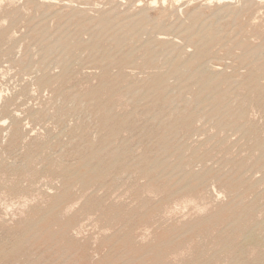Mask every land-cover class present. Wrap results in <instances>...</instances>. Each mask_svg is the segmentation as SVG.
<instances>
[{
	"label": "rangeland",
	"instance_id": "374dc122",
	"mask_svg": "<svg viewBox=\"0 0 264 264\" xmlns=\"http://www.w3.org/2000/svg\"><path fill=\"white\" fill-rule=\"evenodd\" d=\"M162 1L0 0V264H264V0Z\"/></svg>",
	"mask_w": 264,
	"mask_h": 264
},
{
	"label": "bare ground",
	"instance_id": "6f19581e",
	"mask_svg": "<svg viewBox=\"0 0 264 264\" xmlns=\"http://www.w3.org/2000/svg\"><path fill=\"white\" fill-rule=\"evenodd\" d=\"M50 1H53V0H50ZM164 1V0H163ZM162 1V2H163ZM166 1V0H165ZM192 1V0H191ZM190 1V2H191ZM208 1V0H207ZM221 1V0H220ZM95 2V1H94ZM111 2V1H110ZM123 2V1H122ZM129 2V1H128ZM149 2V1H148ZM203 2H204V0H203ZM206 2V1H205ZM209 2V1H208ZM165 3V2H164ZM188 3V2H187ZM237 3V2H236ZM124 4V3H123ZM153 4V3H152ZM162 4V3H161ZM203 4V3H202ZM201 4V5H202ZM150 5V4H149ZM163 5V4H162ZM36 6V5H35ZM35 6H34V8H35ZM152 6V5H151ZM179 6V5H178ZM184 6V5H183ZM224 6V5H223ZM222 6V7H223ZM39 7V6H38ZM134 7V6H133ZM182 7V6H181ZM198 7V6H197ZM33 8V9H34ZM155 8V7H154ZM169 8H170V6H169ZM179 8V7H178ZM112 9V8H111ZM132 9V8H131ZM194 9V8H193ZM220 9V8H219ZM218 9V10H219ZM240 9V8H239ZM58 10V9H57ZM175 10V9H174ZM131 11V10H130ZM231 11V10H230ZM260 11H261V9H260ZM235 12V11H234ZM61 13V12H60ZM116 13V12H115ZM73 14V13H72ZM236 14V13H235ZM256 15V14H255ZM140 16V15H139ZM147 16H149V15H147ZM187 17V16H186ZM207 18V17H206ZM254 18V17H253ZM183 19V18H182ZM186 20V19H185ZM203 21V20H202ZM216 21V20H215ZM134 22V21H133ZM171 22V21H170ZM180 22V21H179ZM70 23V22H69ZM163 23V22H162ZM181 23V22H180ZM185 23V22H184ZM199 24V23H198ZM177 26V25H176ZM184 28V27H183ZM232 28V27H231ZM143 29V28H142ZM146 29V28H145ZM177 29V28H176ZM197 29V28H196ZM220 29V28H219ZM89 30V29H88ZM184 30V29H183ZM146 31V30H145ZM155 32V31H154ZM173 32V31H172ZM171 33V32H170ZM226 34V33H225ZM145 35V34H144ZM152 35V34H151ZM162 35H163V33H162ZM119 36V35H118ZM164 36V35H163ZM166 36V35H165ZM159 37V36H158ZM171 37V36H170ZM214 37V35L213 34H211L210 36H209V39H212ZM52 38V37H51ZM204 38V37H203ZM208 38V37H207ZM264 38V37H263ZM58 39V38H57ZM204 40V39H203ZM241 40V39H240ZM185 41V40H184ZM194 41V40H193ZM52 42V41H51ZM50 42V43H51ZM122 42V41H121ZM191 43H193V42H191ZM199 43H202V42H199ZM258 43V42H257ZM123 44V43H122ZM236 44V43H235ZM143 45V44H142ZM258 45V44H257ZM205 47V46H204ZM203 47V48H204ZM56 48V47H55ZM170 49V48H169ZM189 49V48H188ZM203 50V49H202ZM237 50V49H236ZM250 50V49H249ZM63 52V51H62ZM201 53V52H200ZM206 53V52H205ZM264 53V52H263ZM243 54V53H242ZM171 55V54H170ZM185 55V54H184ZM250 55V54H249ZM110 56V55H109ZM199 56H200V54H199ZM235 56V55H234ZM170 58V57H169ZM174 59V58H173ZM208 59V58H207ZM211 59V58H210ZM218 59V58H217ZM65 60V59H64ZM253 60V59H252ZM254 61V60H253ZM185 62V61H184ZM197 62V61H196ZM252 62V61H251ZM264 62V61H263ZM194 63H195V61L192 63V65H194ZM211 63V62H210ZM247 64V63H246ZM191 65V64H190ZM201 65V64H200ZM197 67H198V65H197ZM222 67V66H221ZM195 69H196V67H195ZM197 70V69H196ZM242 70V69H241ZM194 70H192V72H193ZM38 72H39V70H38ZM219 72V71H218ZM252 72V71H251ZM259 73V72H258ZM197 75H199V74H197ZM57 76V75H56ZM257 77H258V75H256ZM214 77V76H213ZM163 78V77H162ZM223 78V77H222ZM255 78V77H254ZM260 78V77H259ZM193 84V83H192ZM206 85H207V83H206ZM176 86V85H175ZM215 87V86H214ZM174 91H176V90H174ZM167 92H169V91H167ZM165 96V95H164ZM226 96V95H225ZM204 97H206V96H204ZM189 98H190V96H189ZM201 99H202V97H200ZM205 99V98H204ZM129 100V99H128ZM172 101V100H171ZM173 101H175V100H173ZM196 102V101H195ZM203 102V101H202ZM197 103V102H196ZM215 103V102H214ZM248 103V102H247ZM224 105V104H223ZM195 106V105H194ZM209 109V108H208ZM239 109V108H238ZM34 110V109H33ZM16 112V111H15ZM202 113V112H201ZM222 113V112H221ZM243 114V113H242ZM243 117V116H242ZM204 118V117H203ZM2 120V119H1ZM205 122V121H204ZM227 125V124H226ZM244 125V124H243ZM237 129V128H236ZM231 131V130H230ZM197 133V132H196ZM243 136V135H242ZM254 136V135H253ZM196 137V136H195ZM194 138V137H193ZM256 139V138H255ZM178 140V139H177ZM225 141V140H224ZM244 141V140H243ZM257 141V140H256ZM139 143V142H138ZM245 143V142H244ZM263 144H264V142H263ZM188 146V145H187ZM259 146V145H258ZM263 146V145H262ZM168 147H170V146H168ZM259 147H261V145L259 146ZM180 148V147H179ZM207 148V147H206ZM164 149V148H163ZM182 149V148H181ZM264 151V150H263ZM167 152V151H166ZM178 156V155H177ZM172 162V161H171ZM153 163V162H152ZM166 163V162H165ZM200 164V163H199ZM87 165V164H86ZM172 165V164H171ZM88 166H91V165H88ZM81 167V166H80ZM83 167V166H82ZM151 167V166H150ZM85 168V167H84ZM87 168V167H86ZM173 168V167H172ZM76 169V168H75ZM79 169V168H78ZM92 169H94V168H92ZM148 169H151V168H148ZM147 169V170H148ZM248 169V168H247ZM101 170V169H100ZM173 170V169H172ZM205 170V169H204ZM86 171V170H85ZM92 171V170H91ZM93 171H95V169L93 170ZM244 171V170H243ZM87 172H88V170H87ZM97 172V171H96ZM206 172V171H205ZM92 173V172H91ZM94 173V172H93ZM98 173H100V172H98ZM190 173V172H189ZM244 173V172H243ZM89 175V174H88ZM102 175V174H101ZM182 175V174H181ZM83 176H84V174H83ZM197 176H198V174H197ZM249 176V175H248ZM160 177V176H159ZM238 177V176H237ZM264 177V176H263ZM262 177V178H263ZM264 179V178H263ZM188 182V181H187ZM204 182V181H203ZM188 184V183H187ZM232 184V183H231ZM186 186V185H185ZM182 187V186H181ZM180 187V188H181ZM50 188V187H49ZM179 188V189H180ZM190 188V187H189ZM93 192V191H92ZM258 192V191H257ZM156 200V199H155ZM201 201V200H200ZM202 210V209H201ZM255 210V209H254ZM42 218V217H41ZM207 219V218H206ZM166 220H167V218H166ZM239 220V219H238ZM237 220V221H238ZM88 221V220H87ZM203 222V221H202ZM235 223H234V225L236 224V221H234ZM229 223V222H228ZM227 225V224H226ZM225 225V226H226ZM194 226V225H193ZM30 227V226H29ZM127 228V227H126ZM190 228V227H189ZM190 230V229H189ZM171 241V240H170Z\"/></svg>",
	"mask_w": 264,
	"mask_h": 264
}]
</instances>
